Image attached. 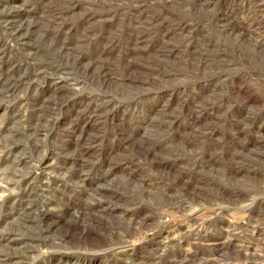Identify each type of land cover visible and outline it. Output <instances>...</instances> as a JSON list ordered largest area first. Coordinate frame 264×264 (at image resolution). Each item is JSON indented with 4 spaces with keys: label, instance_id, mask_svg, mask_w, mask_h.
Listing matches in <instances>:
<instances>
[{
    "label": "rangeland",
    "instance_id": "obj_1",
    "mask_svg": "<svg viewBox=\"0 0 264 264\" xmlns=\"http://www.w3.org/2000/svg\"><path fill=\"white\" fill-rule=\"evenodd\" d=\"M0 264H264V0H0Z\"/></svg>",
    "mask_w": 264,
    "mask_h": 264
}]
</instances>
